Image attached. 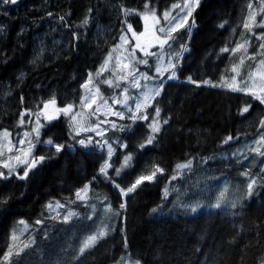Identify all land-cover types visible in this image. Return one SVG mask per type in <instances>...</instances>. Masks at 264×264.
<instances>
[{"label": "trees", "instance_id": "16d2710c", "mask_svg": "<svg viewBox=\"0 0 264 264\" xmlns=\"http://www.w3.org/2000/svg\"><path fill=\"white\" fill-rule=\"evenodd\" d=\"M177 1L182 6L184 0H0V131L20 134L41 122L33 154L38 165L0 175V264H38L37 256L25 260L29 247L14 248L13 228L29 222L26 242L30 233L38 240L59 233L67 212L89 218L91 204L78 198L87 187L107 197L118 219L71 264L262 263L263 158L256 155L254 165L251 158L223 157L264 135V97L250 83L264 62V37L256 35V23L248 24L251 0L193 1L172 33L181 49L175 68L159 69L154 58L144 70L156 93L136 114L107 125L103 136L76 133L68 118L51 122L41 112L48 100L81 106L83 85L114 55L128 28L140 32L145 15H161ZM245 51L254 55L242 59ZM157 117L161 125L151 141ZM216 174L238 185L261 183L236 206L196 214L174 209L171 190L186 191L197 177ZM56 201L63 204L58 216L49 213Z\"/></svg>", "mask_w": 264, "mask_h": 264}, {"label": "rangeland", "instance_id": "374dc122", "mask_svg": "<svg viewBox=\"0 0 264 264\" xmlns=\"http://www.w3.org/2000/svg\"><path fill=\"white\" fill-rule=\"evenodd\" d=\"M193 1L197 0H184L181 2L182 6L178 3L179 1L172 2L169 7L162 10L161 15L157 12L145 15L144 26L140 32L129 27L128 33L122 37L114 55L109 56L97 75L90 76L83 85L81 106L61 105L57 100H48L41 108L46 120L53 122L66 117L76 133H87L92 138V134L103 136L104 131L109 128L107 125L116 127V119L124 117L126 113L136 114L147 99L157 91L154 80L147 82L148 73L144 69L154 58L159 61V69L161 67L175 68V58L181 49L178 50L171 42L172 33L188 19ZM164 2L167 3L168 0ZM252 5L254 13L250 16L248 24L256 23L260 29H256L255 33L261 38L264 37V0H251L250 6ZM249 27L250 33L254 32L253 27ZM148 31H150L149 34H147ZM233 32L234 34L227 33L226 37L234 36L236 29ZM218 35L217 37L221 38V34ZM185 51L186 48L183 52ZM249 52L245 51L246 56L243 55L242 59L254 55ZM169 78H174L172 72L169 73ZM250 83L253 84L254 94L260 98L264 97L262 94L264 92V62H261L252 72ZM231 84L237 85V79L233 78ZM101 85H105V93L101 91ZM29 123L30 120L24 118L21 125L28 127ZM160 125L159 117L151 120L150 140L155 138L154 134L159 131ZM40 127L41 122L35 120L30 131L25 129L20 134H13L7 129L0 131V175L18 174L21 168L29 170L38 165L40 159L34 158L33 154L36 139L40 136ZM51 142H47V145ZM256 155L263 158L260 167L264 171V135L242 141L231 153L225 152L223 157L225 159L233 157L235 160L251 158L254 165H259L260 159ZM216 175L197 177L191 188L188 187L186 191L180 187L171 190L174 209H183L196 214L236 206L241 199L250 198L257 185L261 183L258 180L256 184L254 180V184H249L250 181H248L247 185H238L219 174ZM244 176L248 175L243 174L242 177ZM78 198L89 201L91 204L89 218H81L82 214L77 211L67 212L63 218V226L57 234L45 233L41 236L42 239L38 240L30 233L29 240L24 242L26 239L24 237L29 229L31 230V226L25 219L19 220L12 230L11 239L14 248L19 250L25 247L30 248L25 260L30 261L37 256L38 264H71L77 256L108 235L116 224L118 215L111 208L107 197L96 195L93 189L87 187L80 192ZM62 207L63 204L60 201L50 203L49 213L58 216L62 212ZM261 264H264V260Z\"/></svg>", "mask_w": 264, "mask_h": 264}, {"label": "flooded vegetation", "instance_id": "af4514ba", "mask_svg": "<svg viewBox=\"0 0 264 264\" xmlns=\"http://www.w3.org/2000/svg\"><path fill=\"white\" fill-rule=\"evenodd\" d=\"M149 33H150V31L147 32V34H149ZM145 34H146V33H145ZM150 38H151V37H150Z\"/></svg>", "mask_w": 264, "mask_h": 264}]
</instances>
